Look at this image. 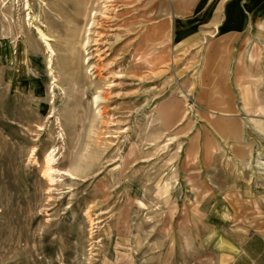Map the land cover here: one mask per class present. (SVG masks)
<instances>
[{"label":"rangeland","instance_id":"rangeland-1","mask_svg":"<svg viewBox=\"0 0 264 264\" xmlns=\"http://www.w3.org/2000/svg\"><path fill=\"white\" fill-rule=\"evenodd\" d=\"M57 1L0 0V264H212V230L264 237V22L222 61L162 56L173 0H113L82 59Z\"/></svg>","mask_w":264,"mask_h":264},{"label":"crops","instance_id":"crops-1","mask_svg":"<svg viewBox=\"0 0 264 264\" xmlns=\"http://www.w3.org/2000/svg\"><path fill=\"white\" fill-rule=\"evenodd\" d=\"M170 6L172 10L168 12L161 25L166 30L172 25L173 34L170 39L172 48L168 49V52L164 43L165 47L160 49L162 56L175 55L179 50L181 53L191 52L192 55L196 50L197 55L205 57L209 55L210 60H221L223 52L226 53L222 46L233 45V42L251 26L264 22V0H173ZM182 7L186 11L179 14ZM215 31L219 35H211ZM153 38L157 41L166 40L162 33L154 35ZM208 40L211 43L207 51ZM246 50L247 58L255 61L254 50ZM244 93L246 115L254 121L256 117H264L263 96L258 86H249ZM165 112L168 115L176 113L171 105L165 107ZM222 131L228 139L238 141L242 138L239 128L231 122H225ZM245 146L249 158L253 154V148L248 143ZM222 211L225 214L227 210L224 207ZM216 216L224 218V215ZM211 232L212 238L210 237L211 240L209 238L210 241L206 245L214 242L219 245L216 248L211 247L218 256L212 258V264H264L263 236L249 235L240 239L228 231L217 233V229H214Z\"/></svg>","mask_w":264,"mask_h":264},{"label":"bare ground","instance_id":"bare-ground-1","mask_svg":"<svg viewBox=\"0 0 264 264\" xmlns=\"http://www.w3.org/2000/svg\"><path fill=\"white\" fill-rule=\"evenodd\" d=\"M94 1L95 0H90V1L89 0H59L55 3V8H53V10L56 12V15L65 13L66 8H68L69 10L70 8L72 9L70 11L71 12L70 15H68L69 17H66L65 20L67 24L70 23L71 25L67 28V35H68L69 43L72 44L73 47L75 45H79L77 47V50L79 52L80 57H82V59L84 57L83 52L88 51L86 54L90 56L93 50L92 49L90 51L92 46L97 45L101 40L102 34L100 35V31L98 30V28L101 29L102 27H104L105 24L103 25L102 18H108L105 13L107 11V8L109 6H112V4L108 5V3L113 0H97L98 2L97 5L93 6ZM87 24L90 25L88 29H86ZM41 35L42 37H45L44 40L46 41L48 48L50 49V52H52L51 54L54 55L56 53L55 52L56 49H54L51 46L49 42L50 38H48L43 31H41ZM85 35L87 36L85 37ZM87 61L89 62V58L86 59L85 56L84 63H86ZM53 159H54L53 156H49L47 160L49 172L54 170L51 166L52 161H54Z\"/></svg>","mask_w":264,"mask_h":264}]
</instances>
